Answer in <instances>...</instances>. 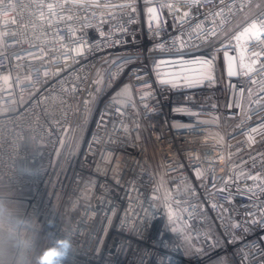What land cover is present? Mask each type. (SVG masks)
Returning a JSON list of instances; mask_svg holds the SVG:
<instances>
[{
	"label": "built area",
	"instance_id": "obj_1",
	"mask_svg": "<svg viewBox=\"0 0 264 264\" xmlns=\"http://www.w3.org/2000/svg\"><path fill=\"white\" fill-rule=\"evenodd\" d=\"M257 1L0 0V180L29 191L42 248L70 238L65 264H264V29L234 39L264 9L218 48L235 65L223 86L160 83L203 74L193 61L213 65Z\"/></svg>",
	"mask_w": 264,
	"mask_h": 264
},
{
	"label": "clouds",
	"instance_id": "obj_2",
	"mask_svg": "<svg viewBox=\"0 0 264 264\" xmlns=\"http://www.w3.org/2000/svg\"><path fill=\"white\" fill-rule=\"evenodd\" d=\"M38 214L9 189H0V264H65L74 248L70 238L41 247Z\"/></svg>",
	"mask_w": 264,
	"mask_h": 264
},
{
	"label": "snow or ice",
	"instance_id": "obj_3",
	"mask_svg": "<svg viewBox=\"0 0 264 264\" xmlns=\"http://www.w3.org/2000/svg\"><path fill=\"white\" fill-rule=\"evenodd\" d=\"M189 6L190 7H196L198 0H188ZM162 7H168V8H172L171 4H167V5H161ZM48 9L50 11L53 10V5L49 4L47 5ZM115 7V6H112ZM119 7H132L131 4H125V5H119ZM133 12L135 11V8H132ZM175 11H179V9H176ZM147 15H148V19H149V23L151 24L152 22L156 23V28H157V32L159 31V19H158V15L156 13V8L155 7H149L147 8ZM217 15H220V13H217ZM190 18V13L185 12L183 14L182 17L179 18V22L180 23H184L186 19ZM261 29H264V18H262V22L260 24H257L256 22H252L248 27H245L243 29V31L237 35L236 37H234V39H236L238 42L242 39H245V42H247L248 40H258L260 39L261 36ZM212 35H214L215 33H211ZM253 57H257V59H254L251 61V63L253 65H255V63H257L258 60V54L253 53L252 54ZM226 59H233L230 57H226ZM193 63H197V64H202L205 65L206 68L203 72V76L205 79H207L209 82L213 81V76H212V71H213V65H212V61L211 60H204V61H193ZM256 69L254 67L249 68V71H255ZM235 73L230 71L229 75H234ZM183 79L186 83L187 86H194L195 84H199L202 81L196 80L193 81L191 80L188 76L184 75L181 76L179 74H173L170 75L169 78L166 79H161L160 83L161 84H168L171 85L172 87H176L177 86V81ZM253 83H256V81H253ZM198 123L200 124H213L215 123V121H198ZM253 131H256L255 129ZM222 139V138H221ZM250 142H254V139L250 136ZM203 173L201 172H197V175H202ZM247 179H252V180H256L259 179V177H253V176H248ZM238 225H233V227H237Z\"/></svg>",
	"mask_w": 264,
	"mask_h": 264
},
{
	"label": "rangeland",
	"instance_id": "obj_4",
	"mask_svg": "<svg viewBox=\"0 0 264 264\" xmlns=\"http://www.w3.org/2000/svg\"><path fill=\"white\" fill-rule=\"evenodd\" d=\"M262 9H264V0H258L254 6L249 8L224 34L217 37V39H215L213 41V43L211 44L210 55L212 56V60H213V71H212V73H213V77L215 78V81L217 84H220L223 86L225 84L226 79H227V74L225 73L224 69H222V67L220 66L221 61H224L225 58H224V56H222V53L220 52V50L218 48L222 47V45H224L226 43H229V45L231 46V44H230L231 35L230 34L233 31H235L249 17L258 13ZM232 47H233V45H232ZM226 60H228V59H226ZM228 66H229V69H228V73H229L230 71H232L234 69L233 67H235V65L228 63ZM184 75L188 76L193 81L200 80V79L204 78L203 74L194 75V76L188 75V74H184ZM197 76H199V78H196ZM180 82H182V81H180ZM183 84H187V83L184 81V82H182L181 85H183ZM114 96L115 97L124 96V98L128 102L133 101V94L129 91H126V88H124V87H120L118 89L117 93H114L112 95V97H114ZM27 196H28V193L26 191H19L18 194H14V197L16 199L20 200L21 202H23V204H24L23 199Z\"/></svg>",
	"mask_w": 264,
	"mask_h": 264
},
{
	"label": "crops",
	"instance_id": "obj_5",
	"mask_svg": "<svg viewBox=\"0 0 264 264\" xmlns=\"http://www.w3.org/2000/svg\"><path fill=\"white\" fill-rule=\"evenodd\" d=\"M5 188L11 190V192L13 193V195L14 194H18L19 191H26L27 193H29V191L27 189H23V188L17 189V188H14V187L10 186L7 183H5L4 181L0 180V189H5Z\"/></svg>",
	"mask_w": 264,
	"mask_h": 264
},
{
	"label": "bare ground",
	"instance_id": "obj_6",
	"mask_svg": "<svg viewBox=\"0 0 264 264\" xmlns=\"http://www.w3.org/2000/svg\"><path fill=\"white\" fill-rule=\"evenodd\" d=\"M221 60H222V59H221ZM230 68H231V67H230ZM226 73L229 75V73H228V68L226 69ZM169 74H170V75H173V74H179V75L183 76L185 73H184V72H181L180 70H177V71H171ZM170 75H169V76H170ZM169 76H168V78H169ZM180 81L184 82L183 79L178 80L177 82H180ZM182 82H180V83H182Z\"/></svg>",
	"mask_w": 264,
	"mask_h": 264
}]
</instances>
